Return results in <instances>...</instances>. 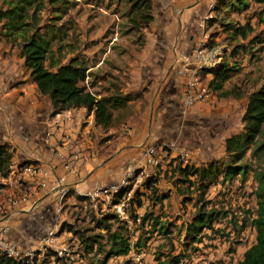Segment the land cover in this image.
<instances>
[{
    "label": "rangeland",
    "instance_id": "374dc122",
    "mask_svg": "<svg viewBox=\"0 0 264 264\" xmlns=\"http://www.w3.org/2000/svg\"><path fill=\"white\" fill-rule=\"evenodd\" d=\"M224 1L230 11L212 19L211 39L207 45L215 49L212 53L220 56L219 65L226 64L229 69V78L224 82L222 91L232 90L233 94L224 97L222 91L208 89L209 96L205 102L196 103L185 116L181 114L180 135L158 144L150 170L142 173L141 169L135 170L129 183L124 186L123 195L116 198L123 199L126 217L108 207L101 211L102 207L98 206L95 212L90 207V199L78 200L74 196L68 201L70 203L66 201L63 207L65 216L56 227L62 249L46 247L40 252L41 256L33 252V264H156L157 254L167 251L169 243L176 247V251L181 248L184 227L194 213L193 204L197 201L198 192L180 182V169L185 165L202 166L209 161H219L221 164L226 160L224 140L242 130L241 118L248 96L264 84V5L251 0ZM32 2L30 12L35 6H40L38 32L50 40L52 52L49 57L61 63L72 56L80 57L88 47L95 50V45L102 44L103 49L108 46L105 51L111 49L115 52L114 58L119 61L121 69H125V55H120L121 47H131L128 45L131 37L134 38L135 50L142 45L144 29H132L127 14L129 5L125 0ZM246 2L248 6L244 7ZM236 28H244L245 35L236 33ZM109 37L116 38L118 43L122 40L119 50L117 42L114 49V44L107 39ZM180 37L181 34L175 29L173 42L176 48ZM20 44V38L5 35L0 22V54L3 53L11 63L23 69V61L19 64ZM174 69L177 70L176 66ZM24 72L29 73L26 69ZM211 78V73L207 75L205 70L200 73V79L205 84ZM251 164L252 169L256 168L255 160L252 159ZM252 169L243 182L239 177L226 182L218 177L215 183L210 184L204 200H210V206L226 211L227 216L215 223L217 232L204 231L203 241L184 251L185 258L181 264H236L255 242V230L250 223L256 208L253 194L256 182ZM149 180L156 190L153 193L147 187ZM136 193L140 194L141 206L137 205ZM162 195L166 197L161 199ZM44 209L39 236L54 223V202L50 200ZM106 212L116 216L110 228L116 230L122 227L131 245L126 254L108 259L105 257L108 247L104 243V232L95 227L96 221ZM146 214L157 217L158 223L153 224L151 219L142 223L141 219ZM159 224H171L168 227L170 232L163 235ZM94 235L101 249L97 246L85 247L89 242L86 238ZM139 240L142 246L137 247Z\"/></svg>",
    "mask_w": 264,
    "mask_h": 264
},
{
    "label": "crops",
    "instance_id": "0c3cea01",
    "mask_svg": "<svg viewBox=\"0 0 264 264\" xmlns=\"http://www.w3.org/2000/svg\"><path fill=\"white\" fill-rule=\"evenodd\" d=\"M151 2L153 20L144 29L137 50L133 37L128 43L131 47H121L122 40L118 43L116 38H107L114 49L116 45L117 50L122 48L125 69L114 58L115 52L105 51L108 46L103 49L102 44L95 45V50L84 49L78 57L87 67L85 83L96 98L131 95L125 105L112 110L106 128L97 125L93 112L83 107L52 114L49 98L38 92L25 68L0 54V144H8L11 150L10 171L0 177V237L15 241L23 253L41 256L46 247L62 249L57 237L51 246L44 244L46 230L39 236L44 207L50 200L54 202V223L48 229L56 230L66 213L64 203H70V198L80 200L87 192L121 183L127 173L150 170L152 164L143 155L147 135L154 139L155 149L167 138L180 135L183 117L179 98L187 75L177 74V70L186 63L191 70L195 67L198 59L193 50L201 45L215 61V49L207 45L210 22L230 9L224 0ZM206 15L210 18L201 29L198 23ZM175 29L181 34L178 49L173 42ZM22 61L20 58L19 64ZM26 162L46 168L48 176L19 177L16 170ZM60 186L68 192L57 213ZM90 201L95 212L98 206L101 211L106 209L102 201Z\"/></svg>",
    "mask_w": 264,
    "mask_h": 264
},
{
    "label": "trees",
    "instance_id": "16d2710c",
    "mask_svg": "<svg viewBox=\"0 0 264 264\" xmlns=\"http://www.w3.org/2000/svg\"><path fill=\"white\" fill-rule=\"evenodd\" d=\"M255 4H263L264 0H251ZM129 5L127 13L128 21L132 29H147L153 20L151 0H125ZM32 0H0V22L6 36L20 38L21 44L19 56L23 59V67L29 71V77L35 83L38 92L46 95L52 106V114L60 113L74 108H85L93 112L94 121L97 125L106 128L112 120V110L125 105L131 96L126 94H114L108 97L96 98L90 92L85 83L87 67L79 62L77 57H70L67 62L61 63L49 54L52 52L50 40L44 34H39L40 6H35L30 12ZM248 6V3L244 7ZM240 10L239 8H233ZM236 33L245 35L244 28H236ZM47 63V65H46ZM212 78L207 82V88L222 91L224 82L229 78L226 64L221 63L215 68L206 70ZM233 94L232 90H223L222 96ZM243 127L240 132L231 134L224 140V153L226 160L209 161L202 166H189L180 169V182L188 184L189 188L198 192L197 201L193 204L194 213L184 227L180 249L169 243L167 251L159 252L156 256V264H181L185 258V250L192 248L195 243H201L204 231H215L216 222L224 219L227 212L214 206H210V200H204L210 184L217 181H231L239 177L245 181L249 170L252 169L251 160H255L256 168L252 169L253 178L256 182L254 196L256 208L251 219V225L255 230V242L243 253V257L236 264H264V84L251 92L242 115ZM248 155V156H247ZM11 150L8 144H0V177H6L10 171ZM30 164V163H23ZM21 164V165H23ZM20 165V166H21ZM149 180L147 187L150 192H155ZM124 193L121 190L116 198ZM183 192H181L182 194ZM185 195V192L184 194ZM161 196V199L165 198ZM115 198L114 202H118ZM86 200V197H79ZM186 201V200H185ZM136 202L141 206L140 194L136 193ZM114 213V212H113ZM116 217L111 212L103 214L95 224V227L104 232V243L108 247L105 257L124 255L130 250V239L127 232L119 228L111 229V222ZM151 219L153 224L158 223V218L150 214L142 217V223ZM159 224L163 235L170 232L169 226ZM96 235L87 237V248L98 247L101 249ZM136 246H142L140 240ZM105 260V258L103 259ZM0 264H33L24 260H17L6 256L0 251Z\"/></svg>",
    "mask_w": 264,
    "mask_h": 264
},
{
    "label": "built area",
    "instance_id": "2783aa9c",
    "mask_svg": "<svg viewBox=\"0 0 264 264\" xmlns=\"http://www.w3.org/2000/svg\"><path fill=\"white\" fill-rule=\"evenodd\" d=\"M210 16L206 15L202 18V21L198 23V26L202 29L205 27L206 19H209ZM203 42L201 41V44ZM193 55L195 58L198 59V63L195 67L191 70L188 68V64H184L179 70H177V74L180 75H187V79L183 85V89L179 98V109L183 116H185L187 110L194 106L198 102H205L209 96L207 84H205L200 79V73L205 70V68L210 69L211 67H217L218 63V54L216 55L215 61H211L209 57V53L204 51L202 45L195 48L193 50ZM154 139L147 135L143 147V155L147 157V162L150 164L154 163L152 156L155 154V147L153 145ZM172 145V144H171ZM67 167V165L65 166ZM18 173L17 175L21 177L22 175H28L32 177H42L45 178L48 176V170L40 165L37 164H23L17 168ZM133 172L126 174V179H124L121 183L112 184L104 187H100L96 190L91 192H87L84 194V197L90 199L92 201H102L106 207L111 208L112 211L116 212L118 215L126 217L124 207L125 204L123 199L119 200L118 202H114L115 198L117 197L118 193L124 189V186L129 183V179L132 177ZM41 185H44L43 182H40ZM68 190L60 186L57 189V205L56 211L60 213L63 207V200L67 195ZM56 230L54 228L48 229L44 236L43 242L47 245H52L53 242L56 240ZM0 251L3 252L6 256L15 258L17 260H24L27 262L32 263L33 254L23 253L19 248L15 241L5 239L0 237Z\"/></svg>",
    "mask_w": 264,
    "mask_h": 264
}]
</instances>
